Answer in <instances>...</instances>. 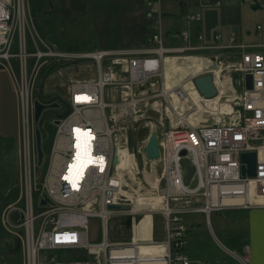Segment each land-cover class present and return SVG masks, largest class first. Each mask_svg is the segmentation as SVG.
Wrapping results in <instances>:
<instances>
[{"label":"built area","instance_id":"obj_1","mask_svg":"<svg viewBox=\"0 0 264 264\" xmlns=\"http://www.w3.org/2000/svg\"><path fill=\"white\" fill-rule=\"evenodd\" d=\"M199 1L201 6L220 7L233 0ZM145 10L149 33L143 44L68 52L33 33L28 0H0V68L7 70L13 79L19 102L21 202L20 206L11 204L5 209L3 223L12 233H19L22 264H193L187 250L189 227L185 215L201 213L208 225L213 212L264 207V53L253 51V47L264 44L238 43L235 32L226 34L220 29L206 39L198 29L199 14L191 11L181 16L182 23L178 20L181 29L167 31L173 21L166 23L160 10L157 17ZM206 53L213 59L196 57ZM173 55L205 59V68L190 77L212 73L222 81L223 71L239 73L238 96L225 98V111H221L220 117H210L212 122L207 120L201 126L181 124L171 128H165L162 121H143L137 117L146 110L160 113L175 109L171 93L183 98L180 89H165L168 85L163 66L166 57ZM14 59L17 69L13 67ZM42 66L55 67L60 74L71 68L87 72L84 75L87 77L71 79L65 94L59 95L58 102L65 109L49 120L54 131L41 183L32 90ZM243 72L251 73V89L245 88ZM230 89L236 94L234 85ZM187 107L192 109L191 105ZM120 118L139 119L137 133L143 126L149 129L141 140L137 139L138 147L131 153L134 158L143 157L142 174L148 162L143 154L145 145L150 134L156 133L162 187L144 180L146 189L140 179V166L132 172L130 185L128 176L113 164L117 148L128 145V132H120L126 131L125 128L116 125ZM246 152H254L256 156L253 177L241 174V154ZM182 159L194 168L188 185L183 182ZM35 191H39L38 209L34 206ZM137 196L150 198L151 203L160 202V207L157 210L156 204L135 207ZM43 199L45 205L41 204ZM118 204L127 206V210L109 208ZM14 210L21 214L17 222L10 218ZM146 212L164 218L163 241L154 242L151 237L127 243L108 240L110 215L118 213L134 218ZM94 217L102 226L99 241L91 239L86 222ZM214 239L221 249L237 256ZM146 244H153L154 249L141 254L140 246ZM60 250L71 251L73 260L58 259L54 252ZM240 260L249 264L245 258Z\"/></svg>","mask_w":264,"mask_h":264},{"label":"rangeland","instance_id":"obj_2","mask_svg":"<svg viewBox=\"0 0 264 264\" xmlns=\"http://www.w3.org/2000/svg\"><path fill=\"white\" fill-rule=\"evenodd\" d=\"M192 2L191 0H189V4L186 5L182 0H161L159 4L157 3V5L159 6L158 8L157 6H146V0H28V8L30 15V25L33 33L35 32L43 38H46L48 41L54 43L60 50L68 52H88L99 49L129 48L143 44L142 42L144 36L146 37L147 32L149 33V31L145 28V22L142 19V13L145 17V8L147 10H156L157 12H155L154 17H157L158 10H160L161 13H167V15L163 16L166 23H170L171 20L173 22L176 21V18H178L177 16H180L184 10L190 9L200 10V12L202 13L201 16H203V24L205 23L207 26H211L212 23H216L218 25H221V28L224 31L229 33L233 31L237 34V36H239L243 31H249L253 36H257L264 32V0H256L255 2L258 3V6L255 7L251 6L252 4H255L254 0H250L249 2H244V0H233L232 2H225L222 6H220L221 8H200L198 0L196 1V3ZM181 4H184V6H181ZM179 21L180 23H182L181 19H179ZM179 21L177 20L178 24L176 22L172 23L167 27L168 29L166 28L165 30L181 29ZM257 26H260L261 29H256ZM206 39L208 38L206 37ZM13 51H15V47ZM29 63L31 62H28V64ZM13 67L15 69L18 68L15 59L13 60ZM56 70L58 69L55 67H41L38 77L35 80L36 83L34 82L35 84H33L34 88L32 90V98H34V100L40 99L45 103H54L56 102V100H53L55 99V96L52 95L55 92L57 93V91L53 90L58 88L59 93H62V83L67 82L68 77H87V75L84 76L85 74H87V72L83 73L82 71H73L74 69L71 68L65 71H60L61 74L58 72V74H60L61 76L57 74ZM221 75L225 76V79H222V81L225 83V97H228L229 100L232 99L235 95L237 97L239 93V89L236 88L237 77H230V74L227 73V71H223ZM19 79L20 75L18 77V80ZM231 82L235 86V89H237L236 94H233L232 90L230 89L233 86H231ZM221 104L225 105L226 103L224 101ZM147 108H149V106ZM64 109L65 108H63L62 104L56 108L46 109L39 120L40 122L38 123V125H36L40 132H42L43 129H46L50 125L48 129L43 132L45 133V139L44 143L42 140V145H44L46 149H48L49 145L51 144L50 141L52 140L53 136L52 132L54 131V127L49 120L51 118H54L57 113L64 111ZM204 109L206 110V112H198L197 114L194 109L190 110L187 106L182 109L183 111L176 110L174 112L161 110L160 113H155L146 110L142 114H137V117H139V119L143 121H162L165 128H171L175 125L180 126L181 124L186 123L188 124L189 121L190 125H201L202 121L208 119L212 114L211 108L207 107ZM222 110L225 111V109H222V107L219 108V111L214 110V116L220 117V113ZM177 112L181 113L180 117ZM139 119L138 121H136V119L131 118L125 123H121L119 121L116 123L118 128H121L122 126L126 127V130L128 132L127 135L129 142V153L137 149V139L141 140L139 139V132L137 133ZM201 119L202 121L199 122ZM34 134L36 143V131L34 132ZM47 155L48 153L43 156V162L38 169L40 173L39 182L41 183L43 175L46 171L45 169L47 167ZM141 157L142 156L139 155V159H136L135 161L138 166H140L142 172L144 160L142 161ZM36 158L38 159V156ZM117 164H119V159ZM160 164L161 162L159 161L155 163L149 162L146 165L147 176H145L144 174L140 175V179L146 189L148 187L147 183H145L144 180H151L148 178L151 170L154 172L151 181L157 182L160 187L164 185L163 180L161 179V177H159L162 171V165ZM19 171L20 166L18 157L16 158L15 162L13 171L14 175L11 177V174H9V182L4 178H2L3 180H0V260H4L5 258H7L8 248L5 247V242H10L12 248L15 249V251L18 249V251H16L15 253V258L20 259V264H22L21 244L17 236L19 233H17V231L16 233H12L10 230L6 229L3 223L5 209L7 210L9 205L18 202L20 199ZM131 177L132 175H128L127 177L130 185H132L131 181L133 180ZM4 180L6 183H3ZM16 190H18V194H16ZM15 194L16 196L18 195L17 200L11 204H8L7 201L9 199H14L16 197ZM38 195L39 191H35V209L39 208L37 202ZM157 197L160 199V194H158ZM17 204H19V202ZM240 210L241 209H227L211 213V223L209 224L211 227H208L205 224V217L201 213L187 214L184 216V219L185 222H187L189 216L204 218V223H193V225L190 224L189 227L190 231L191 227H196L193 230L197 228L201 229V232L203 234L202 237L205 238V241L207 240L206 242L203 241L205 242V244H203V248H205L207 252L212 254V256H219L220 252H224L219 248V245L216 243L214 237H216L217 241L224 245V248L226 247L231 251L240 254L239 250L235 248L232 242L233 235L236 233L235 227L232 224V218L233 215L237 212H240ZM126 217L127 216H122L120 214L118 215V213H113L112 215H110L109 219L107 220L106 228L108 230L110 241L127 242L132 239L133 235L135 236V234L138 240H142L145 237H147L146 239L151 237L150 239L152 240H163L164 218L161 214L147 213L142 215V218L139 221L133 222L132 226L134 225V228L125 225ZM70 221L73 222L74 220ZM86 222L89 227L88 229L90 231L91 239L94 241L101 240L102 226L100 221L94 217L88 218ZM162 234L163 238H157L158 236L161 237ZM212 234H214L215 236L212 237ZM54 253L58 259L68 261L73 260L71 251L60 250L55 251ZM235 257L238 258V260H240V258H245L238 255ZM11 258L12 256L7 259L11 261ZM14 262H16L15 259Z\"/></svg>","mask_w":264,"mask_h":264},{"label":"crops","instance_id":"obj_3","mask_svg":"<svg viewBox=\"0 0 264 264\" xmlns=\"http://www.w3.org/2000/svg\"><path fill=\"white\" fill-rule=\"evenodd\" d=\"M182 1L186 5L189 4V0H182ZM196 1L197 0L195 1L191 0L192 3L194 2L196 3ZM255 1L256 0H254V2ZM184 4H181V6H184ZM255 6H258L257 2H255V4L252 7ZM199 7L211 8L201 5ZM185 11H198V10L186 9L183 12ZM162 14L167 15V13L165 14L163 12ZM182 14L180 16H182ZM180 16H177L178 19L176 18V21L174 22L177 23V20L179 19L182 20ZM142 17H143L142 19L145 22V28L148 30L149 29L148 20L146 19V17L143 16V13H142ZM202 24L203 21L198 25L199 26L198 29H201L202 33L207 38H209V36L212 34V32L215 29H220L226 34L229 33L224 31L221 28V25H218L216 23H212L211 26H207L205 23L203 25ZM193 28L194 26L192 27V29ZM256 29H261V28H258L257 26ZM235 35H236L235 40L238 43H247L254 45L264 44V32H262V34H259L257 36L251 35L249 31H245V32L243 31L239 36H237L236 33ZM144 41H145V36L143 42ZM253 51H257V52L260 51V53H264V46H255L253 47ZM53 91H57V93L59 92L58 88H56ZM62 93L65 94L64 88ZM17 102H18L17 94H16L14 82L10 74L7 72V70L0 68V180H3L2 178H4L8 182H9L8 179L9 174H11V177L14 175L13 171L15 167L16 158L19 157V140H18L19 120H18ZM5 180L3 181V183L5 182ZM18 193H19L18 190H16V194ZM17 197L18 195L14 199H9L7 203L11 204L15 202L17 200ZM232 219H233L232 224L234 225L236 230V233L233 235L232 242L235 248H237L240 252L238 256L245 257V260H247L249 264H264V207H252L246 210L241 209L240 212H237L233 215ZM186 223L188 224V227L190 224L193 225V223H197V224L204 223V218L189 216ZM194 228L196 227H191V231H190V227H189L188 237H187L188 238L187 250L190 257L193 260L192 262H194L193 264H243L240 260H238V258L230 256L224 249H222L224 252H220L219 256L218 255L212 256V254H210L209 252L206 251L205 248H203V244H205L207 240L205 241V238L202 237L203 234L201 232V229L197 228L193 230ZM157 238H163V234L161 237L158 236ZM5 247L8 248L7 258L11 256L12 258L11 261L8 260L7 258H5L4 260H0V264H20V259L15 258L16 256L15 253L16 251H18V249L15 251V249L12 248L10 242H5ZM14 259L16 260V262H14Z\"/></svg>","mask_w":264,"mask_h":264},{"label":"bare ground","instance_id":"obj_4","mask_svg":"<svg viewBox=\"0 0 264 264\" xmlns=\"http://www.w3.org/2000/svg\"><path fill=\"white\" fill-rule=\"evenodd\" d=\"M150 1V4H149V2H148V0H146V6H148V7H154V6H157L158 8H159V6L157 5V3L159 2L160 3V1H158V0H149ZM153 16L155 15V12H157L156 10H154V9H152V10H148ZM161 12V11H160ZM185 12H188V11H185ZM185 12H183V14L185 13ZM191 12H197L199 15H198V17H200V20H199V24L203 21V16H201L202 15V13L200 12V10H198V11H191ZM183 14H182V16H183ZM181 17V16H180ZM182 18V17H181ZM183 21V20H182ZM198 24V25H199ZM168 31V30H167ZM46 39V38H45ZM209 39V38H208ZM47 40V39H46ZM128 48V47H127ZM130 48V47H129ZM119 49H124V48H119ZM99 50H107V49H99ZM210 54H208V53H206V54H202V55H196V57H209L210 58V60H212L213 59V57L212 56H209ZM206 63H205V59H202V61L200 60V58H189V59H183L182 57H179V56H174L173 55V57L172 56H170V57H166V59H165V64H164V69H163V72L166 74L165 75V79H167V85H168V88H165L166 89V91H169L171 88H173V87H176V89H180L181 91H182V93H183V98L181 97V96H176L175 94H173V93H171V96H170V98H171V105L173 106V107H175V109H171V110H169V111H171V112H174V111H176V110H180V111H182V109L184 108V107H186V106H188V105H191L192 106V109H194L195 111H196V114L198 113V112H206V110L204 109V108H211V112H212V114L214 113V110H216V111H219V108L220 107H222V109H224L225 108V105L224 104H221L222 102H224L226 99V97H225V90L226 89H224L225 87H224V85L223 86H221L222 85V81L220 80V78H217L216 76H215V78L213 77L214 75L212 74V73H207V74H203V75H200L199 77H202V76H207V75H210L211 76V82H212V85H213V89H215V91H216V94H215V96L214 97H211V98H207V97H205L204 95L203 96H201L199 93V91L198 90H196L197 88H196V86H195V84H194V81H195V79H197V77L196 78H194L193 76H191L190 77V75H192L193 73L194 74H196L197 72H200L201 70H203L204 68H205V65ZM218 67V66H217ZM212 68H215V66H213ZM218 69H219V67H218ZM73 71H75V70H73ZM244 73V78H245V75H249V76H251V73H247V72H243ZM58 74V73H57ZM230 77H238V75H239V73H235L234 71H231L230 73ZM59 75V74H58ZM59 76H61V75H59ZM193 77V78H192ZM224 77V79H225V76H223ZM252 77V76H251ZM78 78H82L81 76L79 77H68V81L67 82H65V83H62V85H63V88H64V86H65V88H64V91H66V87H67V85L69 84L68 82H70V80L71 79H78ZM215 79H216V83H215ZM245 83H246V79H245ZM252 83H253V78H252ZM225 84V83H224ZM233 84H232V82H231V86H232ZM230 86V85H229ZM230 86V87H231ZM246 87V86H245ZM240 91V90H239ZM62 94H64V93H54L52 96H55L54 98L55 99H53L54 101L56 100V102H54V103H57L58 104V107H59V105H61V103H59L58 101H59V99H61V96H59V95H62ZM57 96H59V97H57ZM205 98V99H204ZM18 100V99H17ZM52 100V101H53ZM35 101V100H34ZM39 101H42V100H40L39 99ZM42 102H44V101H42ZM226 102V101H225ZM45 103V102H44ZM46 104H51V103H46ZM18 106H19V102H18ZM33 106H34V102H33ZM192 109H190V110H192ZM45 111V110H44ZM43 111V112H44ZM43 112H42V114H43ZM178 113V115H179V117H180V114L181 113H179V112H177ZM216 113V112H215ZM58 114V113H57ZM210 115V117H212L213 119H216L217 117H215L214 115L215 114H213V115ZM191 115V114H190ZM189 115V116H190ZM194 115H195V113H194ZM42 116V115H41ZM188 116V117H189ZM199 116V115H198ZM178 117V116H177ZM209 117V119H206V120H203L202 121V119L199 121V122H201L202 121V123L201 124H204V123H206L207 122V120L209 121L211 118ZM41 118V117H40ZM190 118H192V117H190ZM179 119H181V118H179ZM212 120V119H211ZM127 120L126 119H122V118H120L119 119V122H121V123H125ZM187 122H188V119H187ZM212 122V121H211ZM190 123V121L188 122V124ZM187 124V123H186ZM187 124V125H188ZM198 125H200V124H195V125H193V124H189L188 125V127H195V126H198ZM201 126V125H200ZM123 128H125V130H126V127L125 126H122ZM121 127V128H122ZM144 127V126H143ZM37 128V127H36ZM142 128V127H141ZM122 130V132H124V133H126L127 132V130L126 131H124L123 129H121ZM140 131V130H139ZM41 133V132H40ZM153 133V132H152ZM151 133V134H152ZM146 134H148V132L146 133ZM150 134V135H151ZM53 137V136H52ZM150 138V137H149ZM41 139H42V136H41ZM156 139H157V136H156ZM149 140V139H148ZM157 141V140H156ZM148 142V141H147ZM157 143H158V141H157ZM128 144H129V142H128ZM147 144V143H146ZM145 147H146V145H145ZM158 148H159V146H158ZM42 149H43V147H42ZM50 149V148H49ZM117 157L119 156V164H114V165H116V167H117V169H118V171L119 172H121V173H123L124 174V176H128V175H132V172L134 171V169L136 168V166L139 168V166H138V164L136 163V159H139V155L136 157V158H134L133 157V154H131V153H129V149H128V145H127V148L126 147H118L117 148ZM144 152H145V148H144ZM144 152H143V154H144ZM160 152V151H159ZM158 152V153H159ZM183 152V151H182ZM181 152V153H182ZM254 153V152H253ZM114 155V154H113ZM116 155V154H115ZM182 155V154H181ZM185 155V154H184ZM48 156V155H47ZM144 156H145V158H146V154H144ZM183 156V155H182ZM114 157V156H113ZM159 158H160V153H159ZM159 158L158 159H156V160H148V159H146V160H148V162H146L145 164H148L149 162L150 163H155V162H157V161H159ZM183 160V159H182ZM186 160V159H185ZM255 160H256V156H255ZM254 160V161H255ZM187 161V160H186ZM188 162V161H187ZM242 163V162H241ZM255 163H256V161H255ZM188 164V163H187ZM243 164V163H242ZM40 165V164H39ZM189 165H191V164H189ZM184 166V165H183ZM185 168V167H184ZM54 169H55V167H54ZM53 169V170H54ZM141 170V169H140ZM147 166H146V168H145V172L143 173L145 176H147L146 175V173H147ZM194 172V171H193ZM241 173H242V171H241ZM140 175H142V172L140 171V173H139ZM153 174H154V172L151 170L150 171V174H149V179H151L152 180V177H153ZM185 174H186V168H185ZM193 174V173H192ZM184 176V175H183ZM244 176V175H243ZM247 176V175H246ZM249 177V176H248ZM190 179H191V177H190ZM190 181V180H189ZM183 182H184V179H183ZM189 184V183H188ZM137 198L138 199H136V200H134V206L135 207H137V206H146V207H149V206H151V204H156L155 205V208H156V210H157V208H159L160 207V202H157V203H151L152 201V199H150V198H147V197H141V196H137ZM44 200V199H43ZM42 201V200H41ZM19 202V204H17ZM18 202H16V203H13V204H15V205H17V206H20V199H19V201ZM42 204V203H41ZM46 204V203H45ZM42 205H44V204H42ZM124 206V205H123ZM154 206V205H153ZM127 207V206H126ZM128 208V207H127ZM127 208L126 209H123V208H121V209H123V210H127ZM235 209H238V208H235ZM112 210H114V209H112ZM246 210V209H245ZM14 211H18V210H14ZM13 212V211H12ZM12 212H10V218H11V214H12ZM19 212V211H18ZM147 213H151V212H146V213H144V214H147ZM19 214H20V212H19ZM143 214V215H144ZM136 216V215H135ZM135 216H134V218L132 217V224H133V222L134 221H136L135 220ZM142 216V215H141ZM127 217H129V215H127ZM127 217H126V219H127ZM20 218H21V214H20ZM20 218L18 219V220H20ZM12 220V219H11ZM17 220V221H18ZM13 221V220H12ZM17 221H14V222H17ZM209 221H210V217H209ZM205 223H206V221H205ZM210 223H211V221H210ZM210 223H208V227H211L209 224ZM131 227H133L134 228V225L132 226L131 225ZM108 231V230H107ZM133 234H134V231H133ZM108 238H109V236H108ZM132 239H134V240H138V238L136 237V235L134 236L133 235V238ZM132 239H130L129 241H127V242H130V241H132ZM109 240V239H108ZM110 241V240H109ZM152 241H154V242H161V241H163V240H152ZM111 242H113V241H111ZM127 242H121V243H127ZM220 248V247H219ZM154 249V246H153V244H146L145 246L144 245H141L140 246V253L141 254H147V253H149L151 250H153ZM229 250V249H228ZM231 251V250H230ZM231 253L233 254V253H235L234 251H231ZM229 254V253H228ZM236 255H238L237 253H235ZM230 255V254H229ZM142 256V255H141ZM230 256H232V255H230ZM233 257H235V256H233ZM141 264H147V263H141Z\"/></svg>","mask_w":264,"mask_h":264},{"label":"water","instance_id":"obj_5","mask_svg":"<svg viewBox=\"0 0 264 264\" xmlns=\"http://www.w3.org/2000/svg\"><path fill=\"white\" fill-rule=\"evenodd\" d=\"M245 79H246V89H251L252 87V77L251 76H247L245 75ZM194 84L196 86V90H198L200 92V94L204 95L207 98H211L214 97L216 94L215 89H213V85L211 82V76L207 75V76H202V77H197V79H195ZM142 89V88H141ZM58 107L57 103H51V104H46L42 101L39 100H35L34 101V121L35 124L38 125V123L40 122V117L42 115V112L46 109H52V108H56ZM108 115L110 114V111L107 112ZM212 120L210 119L209 122H211ZM149 131L147 126H144L142 128H140L139 131V139H142L143 136ZM156 133L153 132L150 135L149 140H147V144L145 147V152L144 154H146V158L148 160H156L159 158V148H158V143L156 141ZM42 139H41V133L40 130L38 129V127L36 128V150H37V156H38V163L41 165L43 162V149H42ZM182 155L185 154V152L181 153ZM255 153L253 152H246V153H242L241 154V161L243 163L242 167H241V171H242V175H247L249 177H253L255 174ZM118 163V157L117 155L114 154L113 157V164L117 165ZM188 162L183 159L181 160L182 165H184V167L186 168V174L183 176L184 177V184L188 185L190 177L194 171V168L187 164ZM42 204L45 205L46 200H42L41 201ZM110 209H126V206H120L118 205H110L109 206ZM20 218V214L18 211H13L11 214V219L13 221H17ZM142 218L141 215H136L135 216V220L139 221ZM125 225L126 226H131L132 225V217L129 216L127 217V219L125 220Z\"/></svg>","mask_w":264,"mask_h":264},{"label":"trees","instance_id":"obj_6","mask_svg":"<svg viewBox=\"0 0 264 264\" xmlns=\"http://www.w3.org/2000/svg\"><path fill=\"white\" fill-rule=\"evenodd\" d=\"M42 72V71H41ZM50 126V125H49ZM48 126V127H49ZM48 127L46 128V129H43V131L41 132L42 133V140H43V143H44V139H45V133H43V132H45L47 129H48ZM51 142V141H50ZM42 147H43V153H44V156L49 152L48 150H49V148H50V145H49V147H48V149H46L45 148V146L44 145H41ZM46 150H47V152H46Z\"/></svg>","mask_w":264,"mask_h":264}]
</instances>
